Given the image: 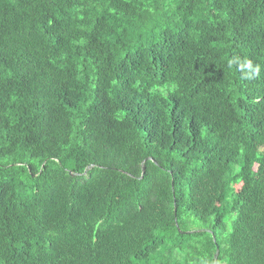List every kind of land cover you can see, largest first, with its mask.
<instances>
[{
    "label": "trees",
    "instance_id": "obj_1",
    "mask_svg": "<svg viewBox=\"0 0 264 264\" xmlns=\"http://www.w3.org/2000/svg\"><path fill=\"white\" fill-rule=\"evenodd\" d=\"M0 264H264V0H0Z\"/></svg>",
    "mask_w": 264,
    "mask_h": 264
},
{
    "label": "bare ground",
    "instance_id": "obj_2",
    "mask_svg": "<svg viewBox=\"0 0 264 264\" xmlns=\"http://www.w3.org/2000/svg\"><path fill=\"white\" fill-rule=\"evenodd\" d=\"M12 197V196H11Z\"/></svg>",
    "mask_w": 264,
    "mask_h": 264
}]
</instances>
